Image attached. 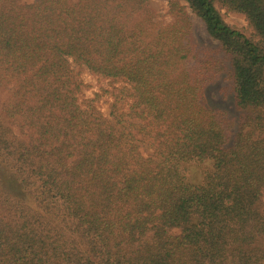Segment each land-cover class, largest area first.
I'll return each mask as SVG.
<instances>
[{"label": "trees", "instance_id": "obj_1", "mask_svg": "<svg viewBox=\"0 0 264 264\" xmlns=\"http://www.w3.org/2000/svg\"><path fill=\"white\" fill-rule=\"evenodd\" d=\"M184 1L0 0V264H264V0Z\"/></svg>", "mask_w": 264, "mask_h": 264}, {"label": "rangeland", "instance_id": "obj_2", "mask_svg": "<svg viewBox=\"0 0 264 264\" xmlns=\"http://www.w3.org/2000/svg\"><path fill=\"white\" fill-rule=\"evenodd\" d=\"M25 2H30L32 0H22ZM152 6L158 10L161 15L166 14L168 8V0H150ZM180 4H185L184 0H179ZM188 12H190L188 10ZM220 13L226 23L229 25L242 30L243 32L249 34L250 27L247 24L244 16L239 13H233L220 9ZM166 20L170 19L167 14L164 16ZM192 26L194 38L201 43L215 45L213 41L205 32L203 23L192 14ZM72 67L78 72L80 80L85 86L82 87V98L93 97L95 93L100 92L101 89L107 87V81L105 79L99 78L98 76L92 75L85 67L78 68L76 65L72 64ZM205 100L207 104L224 110L232 121H236L239 112L237 111L234 101H233V83L227 72H224L218 80L213 84L206 87L204 91ZM110 97L108 94L102 95V97L97 102V105L103 111L105 115H108L109 107L108 103ZM234 129V128H233ZM188 170L191 174H199V166L189 165Z\"/></svg>", "mask_w": 264, "mask_h": 264}]
</instances>
